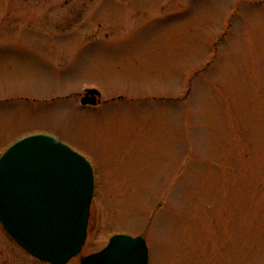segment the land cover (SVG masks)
I'll list each match as a JSON object with an SVG mask.
<instances>
[{
  "label": "rangeland",
  "instance_id": "rangeland-1",
  "mask_svg": "<svg viewBox=\"0 0 264 264\" xmlns=\"http://www.w3.org/2000/svg\"><path fill=\"white\" fill-rule=\"evenodd\" d=\"M263 1L0 0V157L41 133L94 171L68 264L117 234L149 264H264ZM0 264L41 263L0 227Z\"/></svg>",
  "mask_w": 264,
  "mask_h": 264
},
{
  "label": "water",
  "instance_id": "water-1",
  "mask_svg": "<svg viewBox=\"0 0 264 264\" xmlns=\"http://www.w3.org/2000/svg\"><path fill=\"white\" fill-rule=\"evenodd\" d=\"M86 91L82 106H97ZM94 175L85 158L48 135L14 143L0 158V224L26 253L48 264H67L85 244ZM81 264H149L145 241L113 236Z\"/></svg>",
  "mask_w": 264,
  "mask_h": 264
},
{
  "label": "flooded vegetation",
  "instance_id": "flooded-vegetation-1",
  "mask_svg": "<svg viewBox=\"0 0 264 264\" xmlns=\"http://www.w3.org/2000/svg\"><path fill=\"white\" fill-rule=\"evenodd\" d=\"M264 2V1H263ZM258 4H261V3H258ZM95 254V253H94ZM80 260V259H79Z\"/></svg>",
  "mask_w": 264,
  "mask_h": 264
}]
</instances>
